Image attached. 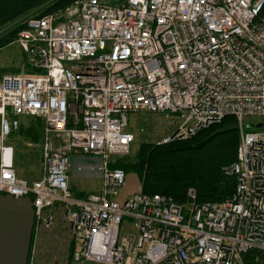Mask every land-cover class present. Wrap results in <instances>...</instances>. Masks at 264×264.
<instances>
[{
    "label": "built area",
    "instance_id": "obj_1",
    "mask_svg": "<svg viewBox=\"0 0 264 264\" xmlns=\"http://www.w3.org/2000/svg\"><path fill=\"white\" fill-rule=\"evenodd\" d=\"M264 0H74L29 16L15 43L24 67L0 78V192L32 195L41 228L62 207L75 258L101 264H243L264 251ZM26 68L32 72L26 73ZM159 113L168 132L158 144L183 140L234 116L236 179L221 202L184 203L160 193L117 198L135 133L129 112ZM41 122L42 172L17 174L7 142L19 116ZM264 121V120H262ZM59 139L62 143L54 145ZM98 159L101 185L84 198L69 185V155ZM131 229L120 234L122 221Z\"/></svg>",
    "mask_w": 264,
    "mask_h": 264
},
{
    "label": "trees",
    "instance_id": "obj_2",
    "mask_svg": "<svg viewBox=\"0 0 264 264\" xmlns=\"http://www.w3.org/2000/svg\"><path fill=\"white\" fill-rule=\"evenodd\" d=\"M73 1L0 0V24L28 14L16 22L9 36L3 37V43H9L17 35L25 18L64 8ZM238 143L236 118L226 116L187 139L163 144L142 141L134 155L109 165L136 174L143 193H160L184 203L187 190L194 188L198 202H221L235 189V176L227 174L225 167L236 159ZM242 261L243 264H264V251L248 250L242 255Z\"/></svg>",
    "mask_w": 264,
    "mask_h": 264
},
{
    "label": "rangeland",
    "instance_id": "obj_3",
    "mask_svg": "<svg viewBox=\"0 0 264 264\" xmlns=\"http://www.w3.org/2000/svg\"><path fill=\"white\" fill-rule=\"evenodd\" d=\"M26 15H21L14 21L0 24V78L9 73H17L24 67V55L20 47L15 43L16 36L9 43H3V37L7 36L9 31L14 28L16 22L23 19ZM29 72H32V70L26 68V73ZM19 120L20 126L7 139V142L14 148V167L17 174L21 177L28 179L39 178L42 172L41 122L38 118L25 115L19 116ZM262 120H264V117L247 116L243 119V123L247 126ZM128 124L135 133L134 142L129 151L113 155L107 160V166L110 169H112L109 165L111 162L134 155L140 142H154L168 132L164 116L155 112L144 110L129 112ZM61 143L62 141L59 139L54 141L55 146H59ZM69 160L70 167L68 172L71 181L75 183V189L81 194H87L91 190H98L101 185L102 173L99 169L100 163L98 159L83 154H70ZM79 162L85 164L90 170L83 173L78 169ZM132 175L136 174L125 172V181L118 190L117 198H121L120 194L122 191L132 190V188H134L133 193L142 192L138 177L134 179ZM51 212L52 215L54 214L51 226L44 228L45 233L41 236L38 246L35 248V256L30 264H101L75 258V240L68 231L67 222L62 215V207H56ZM57 213L59 214L58 220L56 219ZM130 229V221L128 219L122 221L120 234H125Z\"/></svg>",
    "mask_w": 264,
    "mask_h": 264
},
{
    "label": "crops",
    "instance_id": "obj_4",
    "mask_svg": "<svg viewBox=\"0 0 264 264\" xmlns=\"http://www.w3.org/2000/svg\"><path fill=\"white\" fill-rule=\"evenodd\" d=\"M78 169L83 173L90 170L80 162ZM132 176L134 179L137 178L136 175ZM35 179L37 178L29 180ZM69 185L74 197L84 198L94 192V190L87 194L78 192L70 174ZM133 189L122 191L120 197L133 193ZM58 215L57 213V220ZM44 233L34 212L32 195L14 197L6 192H0V264H30L35 256V248Z\"/></svg>",
    "mask_w": 264,
    "mask_h": 264
},
{
    "label": "water",
    "instance_id": "obj_5",
    "mask_svg": "<svg viewBox=\"0 0 264 264\" xmlns=\"http://www.w3.org/2000/svg\"><path fill=\"white\" fill-rule=\"evenodd\" d=\"M248 127H250V128H262V127H264V121L249 124Z\"/></svg>",
    "mask_w": 264,
    "mask_h": 264
}]
</instances>
